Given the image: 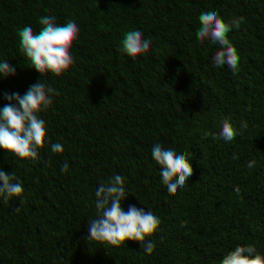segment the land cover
I'll return each mask as SVG.
<instances>
[{
	"label": "trees",
	"instance_id": "16d2710c",
	"mask_svg": "<svg viewBox=\"0 0 264 264\" xmlns=\"http://www.w3.org/2000/svg\"><path fill=\"white\" fill-rule=\"evenodd\" d=\"M0 264H264V0H0Z\"/></svg>",
	"mask_w": 264,
	"mask_h": 264
},
{
	"label": "clouds",
	"instance_id": "9594fccd",
	"mask_svg": "<svg viewBox=\"0 0 264 264\" xmlns=\"http://www.w3.org/2000/svg\"><path fill=\"white\" fill-rule=\"evenodd\" d=\"M167 86V81L162 76H154L152 87L156 92H162ZM85 100L91 99L97 109H100L107 115V121H97L95 127L102 129L107 124H118L122 117L119 111H116L118 105L127 102V97L124 92L110 91L109 85L106 83L90 84L83 92ZM109 109H112L111 111ZM235 180L240 185L248 184L256 174V168L251 163H240L235 168ZM86 230L92 232L94 230V223L92 220L86 222ZM100 227L107 233L111 229V221L105 219L101 221Z\"/></svg>",
	"mask_w": 264,
	"mask_h": 264
}]
</instances>
